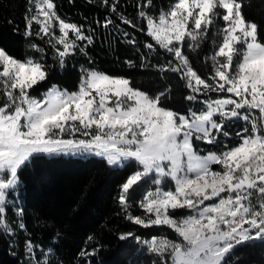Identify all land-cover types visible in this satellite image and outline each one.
<instances>
[{"label":"snow or ice","instance_id":"6c2138e0","mask_svg":"<svg viewBox=\"0 0 264 264\" xmlns=\"http://www.w3.org/2000/svg\"><path fill=\"white\" fill-rule=\"evenodd\" d=\"M87 2L109 11L96 24L119 29L114 14L150 38L143 43L149 53L163 49L171 59L140 67L156 68L162 79L178 75L189 90L185 99L202 107L173 110L167 106L171 85L150 94L130 77L84 66L76 91L53 84L33 95L50 76L48 48L64 68L76 54L88 56L95 33L90 24L61 16L55 0H28L23 36L32 54L20 59L0 46V231L25 234L26 264H54L53 247L44 251L34 242L14 199L21 171L40 155L94 154L110 166L133 169L117 196L129 222L176 235L146 239L128 231L119 240L136 241L155 257L151 264H240L241 249L264 244V26L248 18L251 11L264 16V0H173L158 12L154 0H137L136 17L145 27L120 10L121 0ZM205 45L210 51L202 74L194 63ZM238 121L243 126L229 145L224 138ZM142 189L135 206L143 214L136 215L134 197Z\"/></svg>","mask_w":264,"mask_h":264},{"label":"trees","instance_id":"16d2710c","mask_svg":"<svg viewBox=\"0 0 264 264\" xmlns=\"http://www.w3.org/2000/svg\"><path fill=\"white\" fill-rule=\"evenodd\" d=\"M173 0H154L156 11L159 7L167 8ZM61 16L85 25H91L95 33V43L88 47V56L76 54L71 57L64 68L53 59L52 49L48 48L45 62L50 65V76L47 82L36 86L33 94L41 96L53 84L66 88L70 92L78 89L81 66L95 67L112 75L130 77L134 86L154 94L168 85L172 87L171 98L167 106L173 110L186 112L189 107L200 108L202 105L189 102L185 97L189 90L184 82L174 73H166L161 78L154 67H140L142 63L156 65L171 59L163 49L149 53L143 47L150 38L139 28L125 25L115 17L119 29L109 26L103 28L96 24L109 15L107 8L99 3L89 4L87 0H55ZM137 0H121L120 10L128 17L145 27L136 17ZM28 0H0V46L6 47L10 54L24 59L25 53L32 54L26 48L27 39L23 36L25 29V13ZM248 18L264 26V16L257 11L248 13ZM34 28H38L34 25ZM127 31L129 37L122 33ZM135 37L137 44L133 46L128 39ZM36 43L42 44L38 37ZM210 47L205 45L199 61L194 63L198 71L203 64V55H207ZM147 55L148 60H142ZM89 57L91 60H89ZM126 61H132L135 67H129ZM215 96V95H214ZM242 121L229 125L232 136L224 138L231 145L236 142L234 133L241 129ZM200 149L216 150L203 143ZM203 154V153H202ZM131 168L110 166L103 158L95 156L82 158L72 155H40L21 171V185L16 202L25 210V222L31 238L44 251L53 247L52 259L62 264H151L155 257L134 240L121 241L119 233L134 232L143 238L167 235L175 239L174 233L167 228H148L129 222L117 202L119 185L131 173ZM143 195V189L134 197L133 212L142 215V210L135 203ZM11 215V213H10ZM61 235L56 237V233ZM92 235L94 240L87 238ZM25 234L10 236L0 231V264H26L24 248ZM99 249L94 257H81L79 253ZM240 264H264V244L259 241L250 249H241L237 253Z\"/></svg>","mask_w":264,"mask_h":264},{"label":"rangeland","instance_id":"374dc122","mask_svg":"<svg viewBox=\"0 0 264 264\" xmlns=\"http://www.w3.org/2000/svg\"><path fill=\"white\" fill-rule=\"evenodd\" d=\"M57 34H59L58 32H57ZM72 34L70 33V36H71ZM33 94V93H32ZM33 95H35V94H33ZM215 95V94H214ZM38 97V96H37ZM57 155H61V154H57ZM64 155H71V154H64ZM72 156H78V157H82V158H87V157H91V156H95V157H98V158H102V157H99V156H96V155H94V154H84V155H72ZM104 159V158H103ZM18 195H19V190L15 193V197H18ZM143 214V213H142ZM180 214H183V212H181ZM174 233V232H173ZM174 235H175V233H174ZM170 238V237H169ZM170 239H172V238H170ZM175 239H176V235H175Z\"/></svg>","mask_w":264,"mask_h":264}]
</instances>
